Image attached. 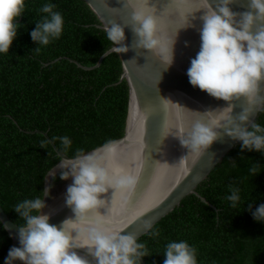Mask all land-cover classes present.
Masks as SVG:
<instances>
[{
	"label": "trees",
	"instance_id": "trees-1",
	"mask_svg": "<svg viewBox=\"0 0 264 264\" xmlns=\"http://www.w3.org/2000/svg\"><path fill=\"white\" fill-rule=\"evenodd\" d=\"M49 2L62 13L64 29L59 39L40 46L30 33L44 15L39 8ZM17 23L24 27L9 54L0 53V205L22 226L16 205L43 198L44 176L59 160L43 132L70 157L122 136L127 84L120 79L115 52L98 66L83 68L93 66L113 45L84 0H25ZM36 47L39 54L32 51ZM253 122L264 127V105ZM65 136L71 140L68 148L54 139ZM255 163L259 166L253 176L249 170ZM60 173L51 189L60 184ZM229 185L240 190L235 208L225 199ZM195 190L206 201L194 193L185 195L137 238L150 254L144 262L163 264L166 245L184 240L197 249L198 264H264V222L254 220L248 210L249 204L253 210L264 204V153L242 152L240 143L234 145ZM10 242L0 222V264Z\"/></svg>",
	"mask_w": 264,
	"mask_h": 264
},
{
	"label": "water",
	"instance_id": "water-1",
	"mask_svg": "<svg viewBox=\"0 0 264 264\" xmlns=\"http://www.w3.org/2000/svg\"><path fill=\"white\" fill-rule=\"evenodd\" d=\"M84 1L95 13L104 30L110 27V22L125 27L128 51L117 53L113 51L116 47L113 44L100 55L93 66H83L85 69L94 68L107 54L115 52L118 55L122 69L120 79H125L127 84V111L122 136L82 154L97 153L106 156L103 164L118 176H134L136 182L131 188H109L107 193L101 195V199L106 201L105 206L90 212L83 220L76 221L77 218L65 199L72 179L61 180L59 185L52 189L50 187V195L44 198L47 207L43 209V213L49 214V223L57 227H61L65 220H72L67 225V230L72 231L73 237L77 235L76 230H73L75 227L86 229L100 223L104 228L121 230L122 235L133 234L138 238L177 206L185 195L194 193L202 201H206L195 190L197 184L234 145L240 143L231 139L222 127L218 130L220 138L208 150L199 156L194 155L181 166L178 162L182 156L187 155L188 149L181 145L177 137L186 138L187 132L195 123H209L221 113L235 123H241L239 115L244 112L248 115L250 124L264 105V80L259 82L257 93L251 99L234 98L230 103L213 98L190 84L187 70L200 50V31L203 27L201 17L210 9L216 10L219 0ZM229 7L237 14L251 10L249 0H233ZM138 11H144L157 19V36L163 46L167 48L175 41L170 65H165L161 60L169 56L167 51L136 47L138 37L132 32L131 25L134 23L133 16ZM161 12L163 26L161 17L158 16ZM258 26L259 22L253 27V34ZM226 108L231 111H226ZM224 123L226 121H221V124ZM242 126L247 127L248 124L244 123ZM43 133L59 156V160L44 176V190L52 185L53 177L62 171L60 164L75 156L70 157L60 151L46 132ZM109 149H114L111 155H108ZM0 222L11 239L1 262L5 264L9 250L20 246V225L11 220L1 205ZM149 224L150 227H146ZM86 235V232H81L82 240ZM75 251L89 264H97L87 247ZM140 264H146L143 258Z\"/></svg>",
	"mask_w": 264,
	"mask_h": 264
},
{
	"label": "clouds",
	"instance_id": "clouds-1",
	"mask_svg": "<svg viewBox=\"0 0 264 264\" xmlns=\"http://www.w3.org/2000/svg\"><path fill=\"white\" fill-rule=\"evenodd\" d=\"M232 3L233 0H219L216 10L210 9L201 17L203 27L200 31V50L187 70L193 87L228 103L234 98L251 99L257 93L259 82L264 80V0H249L251 10L241 14L231 10L229 5ZM56 8L50 2L39 8V12L44 15L40 21L35 22L36 27L30 35L32 41L40 46H48L63 33L64 18ZM24 11L25 0H0V53L9 54L18 30L24 27L17 23ZM133 21L131 30L138 37L136 47L167 51L170 65L175 41L167 48L161 44L157 36V19L144 11H138L134 14ZM257 22L259 26L253 34L252 29ZM124 28L116 22H110V27L105 29L107 38L116 45L113 51L117 53L128 51ZM32 51L39 54L41 48L36 47ZM225 110L231 111L230 108ZM239 120L241 123H235L221 113L209 123H195L187 132L186 138L177 137L181 145L188 149L187 155L182 156L178 164L183 166L194 155L199 156L208 150L220 138L218 130L222 127L231 139L240 142L242 152L264 153V127L256 122L249 124V117L244 112L239 115ZM221 121L226 123L221 124ZM244 123L248 126L243 127ZM54 139H60L65 148L71 145V140L66 136ZM113 151L114 149H109L108 155ZM81 153L82 150L78 151L74 159L63 161L59 166L62 169L59 178L72 179L65 199L67 206L72 208L76 221L83 220L90 212L105 206L106 201L101 199V195L107 193L109 188H131L136 182L134 176H118L103 164L106 156ZM233 166H236L235 161ZM258 166L259 163H255L250 168L253 176L257 174ZM50 187L42 191L43 198L25 199L16 205L15 212L25 223L19 226L20 246L9 250L5 264L17 261L20 264H89L75 251L83 247H87L97 264H140L143 257L150 255L146 245L139 243L135 235H122L123 231L104 228L100 223L86 229L75 227V237L71 235L72 231L67 230V225L72 220H65L61 227L50 224V215L43 213V209L47 207L44 198L50 195ZM228 190L230 195L225 199L235 208L241 199L240 190L233 185H229ZM248 210L254 220L264 222V204L254 210L249 204ZM146 227H150V224ZM82 231L87 233L83 240ZM152 235L159 236V231L152 232ZM163 255V264H198L197 249L184 240L169 242Z\"/></svg>",
	"mask_w": 264,
	"mask_h": 264
},
{
	"label": "snow or ice",
	"instance_id": "snow-or-ice-1",
	"mask_svg": "<svg viewBox=\"0 0 264 264\" xmlns=\"http://www.w3.org/2000/svg\"><path fill=\"white\" fill-rule=\"evenodd\" d=\"M158 16L161 17V21L160 22H161V25L163 26V24H164L163 13L161 12ZM161 60L165 63V65H167L170 62V57L169 56H165Z\"/></svg>",
	"mask_w": 264,
	"mask_h": 264
}]
</instances>
